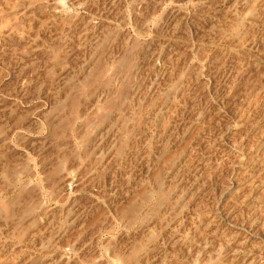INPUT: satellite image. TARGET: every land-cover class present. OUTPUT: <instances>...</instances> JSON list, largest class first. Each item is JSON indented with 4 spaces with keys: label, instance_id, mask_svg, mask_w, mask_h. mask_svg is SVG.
Returning a JSON list of instances; mask_svg holds the SVG:
<instances>
[{
    "label": "rangeland",
    "instance_id": "obj_1",
    "mask_svg": "<svg viewBox=\"0 0 264 264\" xmlns=\"http://www.w3.org/2000/svg\"><path fill=\"white\" fill-rule=\"evenodd\" d=\"M96 1L98 3L97 6H96V3H94L93 4L94 6L92 7L94 9V11H91L92 8H91V10H89L88 8L85 9L82 6H75L73 11H74L75 15L82 17L81 22H84V21L88 20L89 18L95 16V13L97 15L100 14L102 16H105L104 17V20H105L104 23H102L100 25V28L101 27L102 28L99 29L98 30L99 32L97 33L98 35L100 32L103 34L100 33L101 37H100V35L96 36V40L98 38L97 41L95 39L93 40V43H95V44H93L92 51L95 55L97 54L95 56L96 58H99L103 54L102 58H100L101 60H105V58L107 56L106 62L108 61L109 63L108 62L106 63V67H105L103 72L106 71V68L107 69L109 68L110 71L107 70V73L106 72L103 73L102 76L104 74H106V75H104V77H105V76L113 75L115 73L114 76L115 75L120 76L121 79L119 77H117V78L115 77L114 79H118V80H114V82L118 83L119 80L120 81L122 80L121 83H123V81H124V83H126V82L128 83L130 81L133 82L134 85L132 84V82L129 83V86L127 85L128 87H130L129 90L127 87V90H128L127 93L128 94L130 93L129 95L128 94L127 95L131 96L133 94V96L137 99L133 98V96H131V97L136 102H133L132 98L129 97V98H131V99H129L128 96L126 95L127 97L122 99L123 101H121L120 103L122 104L125 101L124 102L125 106L124 105H122V106L126 107V104H128L127 107H129V105H132L134 108H132V106H130L131 111L135 110V109H139L138 110L139 114H142V117L145 116L143 118L141 116L139 117L140 121H141L139 126H141L142 128L139 127L138 130L135 131L136 137L139 135L140 136L143 135L145 137V140L144 141H138L137 138L134 136L135 135L134 133L128 134V136L126 135L127 137H124L125 135H122V138L124 137L128 140V141H126L127 143L128 142L131 143V144L125 143V146H129L130 148L127 147L128 148L127 150H126V147L124 148L126 150V151L124 150V153H122L124 156H122V154L121 155H115V153L113 156V153H112L111 154L112 157H114L115 160L116 161L118 160V161L113 162L114 159L112 157H110L111 156L110 155L109 156L110 160H109V158L107 160L109 162L111 161L112 163L110 162V163H108L109 165H103V166L98 164L100 166V169L98 168L99 166L97 165V163L93 160L94 157L90 156V155H92L90 153L92 151L91 149L94 148L92 145H91V147L89 145L88 153L86 152L84 155L79 156V157L76 156V154L72 150L73 149L72 147H74L73 144L75 142L78 143V144L75 143V145H79L80 142L82 143V141L84 140L83 137L84 138L86 137V139H87V131L85 129L86 126L83 123V121L85 122L86 118L88 119L92 115V112L94 111L95 107H98V108H96L98 110L101 109L99 107L100 104L98 105L97 102L96 103L91 102L92 103L91 104V103H88L86 101L87 100L86 98L89 99L90 93H88V94L86 93L82 97V99L84 100L83 104L84 105L87 104V105H85V110L83 111L84 115L81 114L83 117L79 116L80 119L79 118L77 119V121L75 123L76 126H74V129L69 133H68V131H65L67 133L64 132V133H58L56 135H54V134L52 135V133H50V131H48L49 128L47 125H45V121L48 118L51 120V117L55 113V111H58V110H54V108H55L54 106H56L55 103L57 101H63L64 97H66V95L70 91L74 92L76 89H73V87H72V89L69 88V91L67 89L66 94L65 95L63 94L64 95V97H63L62 94L60 93L61 91L59 89H57L56 86H53L51 83L49 84L48 82H52L51 81L52 79H54L55 77L60 75L61 72L58 70H61L63 67L65 68L66 66H67L66 69H68V67L71 66V67H69V70H67L68 72H67L66 78H65L66 81H68L70 79L69 81H71V82H73V81L78 82L80 80V77L81 78L83 77V74L81 73V63L78 60H76L77 61L76 62L72 59L73 62H71L72 61L71 59H66L69 62L64 61L63 64H65V65L63 66V64H62L63 67L60 66L58 63H55V61L53 60L54 59L53 57H56L55 58L56 60L60 59L59 56H57V54L61 56L62 53L66 52L67 50H66V46H63L62 44H60L59 41H53L52 37H55L57 35L58 36L62 35L60 37H64L67 40L69 37H71V35H76V34L71 31V29H72L71 25H70L71 23L68 24V22L66 23L61 18L50 15L51 13H43L42 15L40 14L41 16L38 15L39 17L37 16V18H36L37 20L34 21V27H31L29 24L26 25L27 26L26 31H28L29 34H31V35H29V38L32 36L33 37L36 36L38 33V36H39L38 44H39V46H43L44 51H45V49L48 50L49 46H51L52 44L58 45L57 47L59 48V50H58V53L56 55H54V56L52 55L53 57H51L50 55L47 56V54H45V55L43 54L44 55V56L42 55L43 58H38L39 56H37L36 58L35 57L31 58V60L29 59V62H31L32 59H33V61L35 60V62H38V61L40 62L42 60L40 63H38L37 67H35L36 72L34 71V73H36L38 75L34 74L33 72H31L33 75H31L30 72H28L29 74L27 73L28 74L27 76H30L33 78L36 76L37 81H38L36 86L38 85V87H40L41 90L43 89L42 91H40V89L38 87H36L37 91L35 94L39 93V91H40V93L38 94L39 95L38 97H37V95H33V96L23 98L20 95L16 94L15 93V90H16L15 84L14 83L12 84V81L10 80V75L7 74L8 68L6 69L5 66L0 65V72H1L0 75L1 76L3 75V77L5 76L4 78L0 76L1 77L0 78V82H1L0 83V103H2L6 107H7V105H8V107L17 106L18 112L20 113L19 114L17 112V114H15L16 116L13 115V117L9 119L12 122H10L9 120L0 119V121H1L0 124L1 123L3 124V122H4V124L5 123L8 124V125L5 124L6 126H8V127H6L7 129H5V127H2L5 125L1 126L3 128L2 131L0 128V137H1L0 138V144H1L0 148H2L4 145L6 147H8L7 157H9L8 159L10 162V165H9L10 168L9 167L8 168L3 167L2 169L0 168V175H1L0 176V188L3 186L0 189V203L2 202L1 204H3L5 202L8 205V202H6V201H8V200L10 201V199H12L13 195L18 191L19 186L21 188V186H24L26 184V182L28 183V185H26V187H25L26 189L25 190L23 189V191H26V192L29 191L33 197H36L38 199V205L36 207H34V210L32 211L35 214V216L37 215L35 212H38V217L36 216V218H38V219L35 221V223H33V222L31 223V220L28 218V216H27V218H28L27 219L25 217V214H23V215H18V214L16 215L15 214L16 215L15 217H13L14 214L13 215L10 214L11 216L8 215L7 218H5V219H8V217L10 216L8 220H5L4 217L1 215V217H0V232H1L0 233V235H1L0 236L1 237L0 238V258H1L0 261H2V264L3 263L4 264L5 263H7V264H16V263L17 264H24V263L28 264L30 261L31 262L29 264H34V263L35 264H51V263L52 264H61V262H59L60 257L57 258L59 256V254L60 255L63 254V256H62L63 258L68 257L69 254L71 256V254H72L69 247L63 245L64 244V242H63L64 238L67 239L68 234L63 236L62 243L56 242L58 245L56 243L52 244L53 242L51 241V237L58 230L63 229L62 227H64V224L66 223L65 220L70 215L69 212H72L73 209L75 210V208L79 207L80 210L86 208L88 210V212L90 211L89 212L90 216L88 215L86 217V220L84 221V227L92 226V224L97 223L96 228H95V233H94L95 234L94 240L96 239V241H93V243L91 244L92 245V250H91L92 252L88 253V255H86L85 257L83 256L80 264H87V263H90V264L91 263L92 264L93 263L94 264H116V263L117 264H123L124 261H121V259L125 260L124 264H126V255H128L129 252L131 253L133 251V247L135 248L140 243H144L143 244L144 246L142 244H140L141 249L140 250L138 249L139 253L138 252L136 253V259L134 260V262L132 261L131 264H143V263L146 264V260H145L146 258H143L142 255H144V257H145L144 252H148V251H146V249L148 248L150 250V247L155 244V243H153V240H150V238L148 236L149 232H150V234L155 232L156 234L154 233V236H156V239L163 238V236L166 237L167 233L172 234V235L175 234L174 236L177 239L176 240L174 237L172 240L174 242L171 241L169 244H167L163 248L160 247L161 251H160L159 255H156V257H153L151 260V261H153V263L155 262L154 264H264V228L260 227V225L258 226L260 219L264 220V75H263L264 69L262 71V69H260V68L250 67L251 72L249 71L250 74L247 78L248 80H245L243 83L236 84V86L239 85L242 88V89H240V93H241V90H243V89L244 90L241 93L242 95L240 94L239 99L240 98L241 99L237 103L238 105L236 106V108L234 110H232V112H231V110L227 111L225 108H223L221 106L219 109V107L214 103L215 102V98H213L214 96L211 95V92H208L209 91L208 88L205 89V87H207L209 85V81H210V70H209L210 66H209V64L214 59L219 58V56H222L223 54H233V53L235 54V56L237 54H240V55H237V58L235 61L232 60L233 61L232 65L235 64L234 66H232L233 72L236 71V73L239 72L237 70L242 71V69H244V68L246 69L252 63L254 64L258 61L257 58L259 57L260 52H258L257 50H254V49L249 50L247 48V45H248L250 40H259L261 38V30H260L261 26L258 23H257L258 24L257 25L254 23L251 24V23H246V22H248L249 20H254V22H256L258 20L260 21V19H262L264 21V19H263L264 14H262L260 16V14L258 13L261 11V8H264V0H256V1L255 0H229L228 3H226L227 7H223L222 9H220L219 13L212 11L211 8H205L206 10H204V11H206L205 12L206 14H204L203 11H202L203 13L201 12L202 15L204 14L203 15L204 17H210L211 16L210 18H212V20H213V18H215V17H213L214 16L213 13H215V16H217L213 20L214 22L212 21L210 23L211 25L209 24L210 27L206 26L202 29L203 33L206 34V32H208L207 33L208 37H207V40L205 41L207 51L205 53L203 52V54L200 56L199 55L196 56L195 54L188 55L187 59L182 63H179V62L173 63L174 64L173 67L175 69H173L174 71H173L172 75L170 76L171 78L168 81L169 83L168 82L166 84L164 83V85L160 86V88H158V90L155 91L154 94L152 93V95H146L143 97L137 95L138 94L137 92L140 90V89H138L139 82H140V79L142 78V76L144 75V73L147 71L146 70L148 68L147 64L151 65V60H150V62H147L149 57H150L149 54H151V52L154 51L158 47L156 43H154V45L156 44L155 46L153 45V40L151 41V39H153L155 37L157 38L159 36V34H158L159 29L161 31L160 32L161 36H162V34L165 35L164 33H166V32H164L163 28H162L163 30L161 29L160 26H159V29H158V26H155L156 18H159V16L162 14V12L166 8V6H165V4L159 6L157 4V0L155 2L152 0L151 4H149L148 7L144 6V3H142V2H144L143 0H142V2L140 0H121V1L116 0V2L115 1L113 2L116 5L115 4L113 5V3L109 4V7L111 8V10H114L113 13H112V11H110L109 15H107L108 14L107 9L109 7L108 6L106 7V5H108L107 3H110V0H108V1L103 0V2H102V0H96ZM136 1H137V6L142 5L140 10L137 9ZM233 1H235V5L233 4L234 3ZM138 3H140V4H138ZM133 4H135L134 5L135 10H134V7H132ZM228 4H229V6H228ZM152 5L154 7H151ZM257 7L259 9H257ZM102 9L104 12L102 11ZM132 9L134 10V13L132 12L133 11ZM145 9L147 10V13H146ZM207 9H209V10H207ZM105 10H106V12H105ZM136 11H138V12H136ZM93 12H95V13H93ZM142 12H144L146 14H143ZM90 13H93V15H89ZM137 13H139V14L137 15ZM216 13H217V15H216ZM257 13L259 14V16L257 15ZM111 14H113L114 16ZM133 14H134V16H133ZM233 15H234V17H233ZM51 16H52V18H51ZM141 16H143V18ZM135 17H137V19L138 18L139 19L137 20ZM237 17H238V19H237ZM59 19L63 22H61ZM84 19H86V20H84ZM135 20H137V21L135 22ZM241 20H243L244 22L246 20V22L244 23L246 26H244V24L243 25L241 24ZM197 22L200 23V21H197ZM236 22H237V24H236ZM41 23H42V25H41ZM63 23H64V25H63ZM234 23H235V25H234ZM66 24L68 26H66ZM68 27H70L71 29H69ZM245 27H246V29H245ZM27 28H28V30H27ZM29 29H31V30H29ZM103 29H104V31H103ZM48 30H49V32H48ZM63 30H65V31H63ZM67 30H69L68 32H70V34L67 32ZM104 33L107 36H104ZM108 35H109V37H108ZM156 35H158V36H156ZM66 36H69V37L67 38ZM166 36H167V34H166ZM45 39L47 40V42H45L46 41ZM103 39L106 41H104ZM135 41L138 43V45L136 47L139 50H137V49L136 50L139 52L133 51V49L131 47V44H133ZM149 41L152 43H150ZM50 42H52V44ZM208 43H210V44H208ZM28 44L29 43L27 41L26 44L22 45V47L24 46L23 48H25L26 47L25 45L28 46ZM22 47L20 49L18 48L17 51L18 52H20V50L23 51ZM96 47H97V49H96ZM98 47H99V49H98ZM138 47H140V48H138ZM40 49H41V47H40ZM50 49L51 48H49V50ZM111 49H112L113 54L110 52ZM3 50H4V48H2L0 45V52ZM96 50H99V51H96ZM113 50H115V51H113ZM14 51H16V50H14ZM14 51L9 50V53L13 54ZM37 51L38 50H35L34 52L37 53ZM40 52H42V50ZM118 52H120L121 55L125 54L126 52L129 54L133 53V55L135 57L134 62H136L135 63L136 65H133V67L131 68V69H133L132 73H131V69H130V71H127V72L122 71L120 68H119L120 70H118V68H117L118 62L117 61L119 59L117 61H115V59H117V56H119V58H120V54ZM110 53L112 54V56ZM108 55H110V57H108ZM115 55H117V56H115ZM45 56L48 58H46ZM216 56H218V57H216ZM103 57H104V59H103ZM109 60L112 62H110ZM113 60H114V62H113ZM146 62H147V64H146ZM40 64L42 65V67ZM39 65H40V68H42V70L38 67ZM74 65H76V67ZM107 65H109V66H107ZM113 65L115 67H113ZM49 66L50 67L52 66V68H50ZM59 67L60 68L62 67V68L60 69ZM37 68H39V69H37ZM135 68L137 71L135 70ZM72 69L75 71H72ZM50 70L52 71L51 72L52 74L50 73ZM112 70H117V71L115 72ZM37 71L38 72L41 71V72L38 73ZM43 71H44V74H43ZM57 71L60 73H58ZM55 72H57L58 75ZM77 72L78 73L80 72L82 75L78 74ZM53 73H55V74H53ZM116 73L117 74L119 73V74L117 75ZM123 73L125 74V77H124ZM138 73H139V76H138ZM40 75H42V76H40ZM126 75L129 76L128 77L129 79H127ZM136 75L138 76V79H135ZM52 76H53V78H52ZM78 76H79V79H77ZM49 77L52 79H50ZM122 77H123V79H122ZM41 78H43V79H41ZM131 78H134L136 80V82H135V80H132ZM185 79H186V82H185ZM46 81H48V82L46 83ZM180 81H182V87H184L183 90H185V88H186L185 91L190 93V94L195 93V92H197V93H199V92L203 93L204 92L205 94L207 93L206 98L209 97L208 100L212 99L210 101L214 100L212 102V104H214V108H215V106H216V108L218 107L217 109L215 108L216 109L215 111H217L219 113L222 112L221 115L223 118H219L220 121L218 123L216 122L215 124L209 120L205 121L206 123L205 122H202V123L201 122H199V123L194 122V123H192L190 125V128H189L190 133L188 132L187 135L180 141V143H175V144L171 145V147L170 146H169V148L166 147L165 150L162 151V149L160 150V147L158 145L159 143L157 141L158 140L157 137L152 136L153 135L152 133L156 134L155 131L157 132V134L167 133L169 127L172 128L171 122L173 120H170V119L174 118V113H172L173 111L167 112L164 109L160 108L159 100H162L161 97L162 96L164 97L163 94L166 93L165 91H167V89H171L172 86L174 87V85H178V83ZM190 81H192L193 84ZM230 81L227 84L228 88H229V86L235 85V83L237 82V81H235V78L231 79ZM39 82L42 83V84L40 83L42 86L41 85L39 86ZM114 82H113V84H115ZM6 83H8V85ZM106 83L107 82L104 81L105 86L103 85L100 88V90L102 92V96L104 94H107V92H108L107 90H109V89H110L109 90L110 94L103 96V98H101V100H103L105 97H110L112 92H113L112 90H114L113 87L117 86L118 84H121L119 82L118 84H115V86L114 85L112 86V84H110V83H112V81L111 82L109 81L107 83V85H106ZM185 83H187L188 86H186L187 84H185ZM254 86H256L255 89L253 88ZM102 87H103V89H102ZM37 88L39 89V91ZM44 88H46V90L49 88V90L51 92L48 90L46 91ZM188 88H190L191 90H189ZM201 88L203 91L201 90ZM105 89H106V92H105ZM44 90L46 93L44 92ZM55 90H56V92H55ZM102 90H104V92ZM136 90H137V92H136ZM193 90L195 92H193ZM199 90H201V91H199ZM47 92H48L49 96H47ZM53 92L56 94H54ZM52 94H54V96H51ZM41 95L44 97L41 98L42 97ZM18 96H19V98H18ZM55 96L59 100L58 99L56 100ZM113 96H115V93H113L112 97ZM30 97H32V98H30ZM35 97H37V98H35ZM51 97H53V98H51ZM139 98H141V99H139ZM143 98H144L145 103L143 102ZM44 99H46V101ZM61 99H63V100H61ZM54 100H55V103H54ZM137 100L139 103L137 102ZM141 100H142V102H140ZM146 103L148 104V106L150 104H155L153 106L150 105L152 108L153 107L154 108L152 109L151 107H146L147 106ZM141 104L143 106L146 105L145 108L143 106H141ZM91 105H92V107H90ZM135 105H137L136 106L137 108L135 107ZM86 106L88 109L86 108ZM139 106L141 108H138ZM127 107H126V111H127V113L129 112L128 113L129 115H128V119L126 121H124V123H125V126H129V128H130L131 127L130 125H133L132 123H135V121H136V119H134V118H137L139 116V114L137 113V110L133 111V113L131 111H128V110H130V108H127ZM150 108H151V110L149 111ZM141 111L143 113H140ZM152 111H153V113H151ZM169 112H170V115H168ZM147 113L150 115V117H148L149 115ZM171 113L173 115H171ZM230 113H234L235 115L230 114ZM133 114H137L138 116L136 117V115H135V117H134ZM144 114H146L147 116ZM161 114H162V116H160ZM17 115H19V116H17ZM231 115H233L234 117ZM169 116L171 117L170 119H169ZM252 116H253V118H251ZM130 117H131V119H130ZM147 117H148V119H147ZM165 117H167V118H165ZM14 118H16V119L19 118L20 120H18V121H20L21 124L25 128L22 126V128L18 127L14 130L13 126L15 125L16 122H18ZM162 118L164 119V121ZM240 118L245 119L243 123H242L243 119H240ZM12 119L16 122H14ZM157 119L158 120L160 119L159 120L160 123L159 122L157 123ZM8 121L10 123H8ZM128 121H129V125H127ZM130 121L131 122L134 121V122L131 123ZM247 122H248V124H247ZM250 122H251V124H250ZM253 122L257 126L255 124H252ZM78 123H81V125L80 124L78 125ZM124 123L120 124V127L118 125V128L116 126V129L123 130L122 125H124ZM155 124H156V126H155ZM168 124H171V125H168ZM244 124H246V125H244ZM11 125H12V127H11ZM253 125H255V126H253ZM160 126H162V127L160 128ZM165 126L166 127L168 126V127L166 128ZM9 127L11 128V130H9L10 129ZM106 127H108V126H105L102 129L104 133L106 132V129H108ZM155 127L157 129H155ZM160 129H161V131H159ZM91 130H93V129H91ZM118 130L116 132L117 136L115 135L116 136L115 139L120 142L121 141L120 139H122L121 138L122 132L118 131ZM152 130H153V132H152ZM5 131H7V132H5ZM138 131H140V132H138ZM103 132L101 131V133H103ZM142 132H143V134L141 135ZM78 133H81V134H78ZM83 133H86V134H83ZM63 134L66 136H64ZM118 134H119V137H118ZM62 135L65 138H67V137L68 138L65 140L62 138L63 137ZM76 135H77V137H75ZM130 135H131V137H130ZM213 135L216 137H214ZM4 136L6 139L4 138ZM70 136H72V137H70ZM115 136H113V137H115ZM129 137L132 138V140L129 139ZM60 138H62L61 142L59 141ZM91 138H92V136L89 137V139H91ZM2 139H4V140L1 141ZM48 140H50V141H48ZM56 140L58 142H55ZM134 140L137 142L135 143ZM202 141L205 143H203ZM47 142L49 145L47 144ZM65 142H67V143H65ZM139 142H141V143H139ZM148 142H150V145ZM55 143H57V144L55 145ZM133 143H135L136 145ZM138 143L141 145H139ZM58 144H61L60 145L61 150H60V147ZM203 144H205V145H203ZM50 145H52V146H50ZM130 145H132L136 148H134ZM147 145H149V146H147ZM49 146H50V148L52 147L51 150H50ZM55 146L56 147L58 146V147L56 148ZM46 148H48L49 150ZM82 148L83 147H81V149ZM131 148H132V150H131ZM140 148H142L143 150L145 149L144 150L145 154H143V155L146 157H144L143 160H144V162L148 163L146 165V167H148V168H145V167L143 168L139 164L137 165L135 160L133 161V159L130 156L132 151H134L136 149L138 150ZM147 148H148V151H146ZM37 149H38V151H37ZM180 149L183 152L182 151L180 152ZM66 150H67V152H66ZM68 150H70V151H68ZM128 150H129V152H128ZM130 150H131V152H130ZM57 151H59L58 153L60 155L63 154L64 151L66 152L65 153L66 155L69 153V155H67V157H66L67 163L69 162L68 165L70 166V168L72 167L74 169V171H73V169H70L69 172H71V174L75 173V175L77 176V177L75 176L76 178H74V180L71 182L70 185H67V186L65 185L64 187L60 186L59 182H57V181H60V179L58 180V177H56V175H53L50 173V171L52 169V165L57 160V159L55 160V156H57V158L60 156L59 154H57ZM48 152H51L53 155L51 153H48ZM203 153H205V155H208V156H206L207 158L202 157L201 154H203ZM86 154H87V156H86ZM199 155L204 159V161H206L205 165L207 164L205 166L202 163L203 173L205 175H206V173L207 174L211 173L213 175H217L219 173L218 176L221 179L223 178L221 181L223 183V185L221 186L220 189H216L213 193H211L209 190L205 189L204 192L202 191L203 195H200L197 199H195L193 201L190 200L191 203H190V201L189 202H185V201L183 202L182 201L183 203L180 202L179 201L180 200V193H177L171 199V202L166 207V210L164 211V209H163V212H162L163 214L160 213L159 215L152 214L153 211L150 209L151 208L150 206H152L153 203H152V201H150L148 199L147 200L143 199V201L145 203L142 201L143 204L142 203H141V205L139 204L140 210L139 211L137 210V211L138 212L141 211V212L137 213V216L135 217L137 220L136 219L135 220L130 219L128 216H126L123 213L122 207H125V205L128 203V200L130 201L131 197H132L131 201L135 200L138 203L141 202L140 201L141 200V198H140L141 197V191L148 190V188L150 186L149 184H153V181H155V178H154L155 174L157 173V171L159 169L162 168V166L164 165L163 162H165L166 159L169 158L172 160H170V162L168 164H166L167 166H165V167L163 166L164 168H163V170L161 169L160 176L161 177L163 176L162 179L164 181V184L166 186L172 188L173 186H175L176 181H179L180 173H182V171L187 168L186 165L191 166L194 163L196 164L197 161L198 162L201 161L199 158L200 157ZM89 156L91 157L90 159H89ZM52 158H54V159H52ZM146 158H147V160H146ZM174 159L176 161L180 162V163H178L180 166L177 165L176 168L179 167L178 169H180V167H181V169H180L181 171L180 170L177 171L178 169H176V168L170 169V167L173 166V164L171 165L170 163H173ZM195 159H197V160L195 161ZM70 160H71V162H70ZM122 160H125V161H122ZM151 160H153V161L151 162ZM94 162L96 163L95 165H94ZM226 162L229 164H227ZM89 163H91V164L93 163V166L91 164L89 165ZM12 164H14V165H12ZM112 164H113V166H112ZM115 164H117V165H115ZM118 164H120V165H118ZM101 166H102V168H101ZM108 166L110 167V169ZM111 166L114 168L116 167V168L114 169ZM118 166H119V168H118ZM134 166H136V167H134ZM97 168L100 171H97L98 170ZM120 168H122V169H120ZM132 168L137 170V174H138L137 178H139V179H136V181L137 182L139 181V182L137 183L135 181V183H136L135 186H134L135 183H133L131 180L134 177V176H132L133 173L130 172L133 170ZM138 168H139V170H138ZM45 169H46V171H45ZM123 169L125 171V172L123 171L124 174H122ZM128 169H129V171H128ZM230 169H231V171H230ZM175 170L177 172H175ZM95 171H97V173ZM172 171H174V172H172ZM223 171H225V173ZM112 172L115 175L110 174ZM115 172H118V173H115ZM3 175L5 178L3 177ZM95 175L97 177H95ZM54 176L57 178V180ZM103 176H105V177H103ZM176 176H177V178L178 177L179 178L177 179ZM101 177L102 178H108L106 180V183L108 184L109 182H111V184L114 185L113 191H112L113 193L110 192V193H112L111 195H113L112 197H111V195H109L110 193L106 192L104 189L100 190L101 192L103 191L104 193L103 192L102 193H100V192L96 193V191L91 190V187L89 186L91 184V180L95 179V178L100 179ZM140 177H141V179H140ZM117 178L121 179V180H118V182H117ZM109 179H111V180H109ZM18 180H19V182H17ZM115 180H116V182L114 183ZM140 181H141V183H140ZM230 181H232V182H230ZM129 182H130V184L133 183L134 188H133V186L132 187L128 186L129 187V190H128V187L126 185H128ZM5 184H6V186H4ZM55 186H56V188H57V186H60V191L57 190V189H59V187L57 189H55ZM118 186L120 187L119 189H118ZM106 188L107 187H105V189ZM30 189H31V191H30ZM120 189H121V192L124 193L123 194L124 198L126 197L125 199H122L123 201L125 200L127 202L126 203L124 201L126 204H123L124 202L120 200L121 198L120 199L117 198L114 200V196H116V193ZM134 189H136V190H134ZM55 190H57V191H55ZM114 190H116V191H114ZM93 192H95V193H93ZM127 193H128V195H127ZM102 194H103V197H102ZM129 194H131V195H129ZM98 195H100V196H98ZM117 195L122 196V194H117ZM138 196L140 199L138 198ZM102 198H104L105 200ZM175 198H178V200ZM173 199L175 201L174 204L172 203ZM107 201H109V202H107ZM112 201L115 203H113ZM178 203L181 206L180 205L178 206ZM149 204H150V206H149ZM14 207L18 208L16 205ZM169 208H172V209H169ZM146 210H148V211H146ZM170 210L174 211V212H171ZM120 211H121V213H120ZM150 213H151V215H150ZM0 214H2V212ZM180 214H182V216H180ZM17 216L18 217L20 216V217L16 218ZM138 216L142 219V221ZM156 216H158L159 218ZM2 217L4 220L2 219ZM99 217L101 218V220ZM102 217H104V220ZM124 217H127L128 219L124 218ZM21 218H23L24 220ZM105 218H107V219H105ZM26 219H27V221H25ZM42 219H44V220H42ZM93 219L95 220L94 222H93ZM18 220H19V222H18ZM38 220L41 221V224H39L37 226V229H36V227H33L34 226L33 224L36 225L37 224L36 222ZM44 221H45V223H44ZM20 222L21 223L23 222L22 224H24L25 227L23 225H21ZM176 222H179L180 224H177ZM250 222H253L252 224L257 223L256 224L257 226L252 225ZM42 223H44V224H42ZM48 223H49V225H48ZM165 223H166V225H165L166 227L163 228L162 226H164ZM175 223L177 224V226H175L176 225ZM14 224L17 225L18 230L20 228V226L18 224H20L21 227L23 226L22 230H19L21 232L23 231V229L28 228L27 229L28 231L27 230L23 231V232H25V234L28 232L26 234L28 239H26V236L24 234V239H25V240L23 239L24 242L23 241L21 242L20 240L18 241V238L16 237L17 236L16 231H18V230L16 228V225H14ZM29 224L32 225V227ZM28 226H30V227H28ZM45 226H46V228H45ZM99 226H101V227H99ZM39 227H41V228H39ZM161 227L164 230L162 229V231H161ZM174 227H175V229H174ZM29 228H30V230H29ZM34 228H35V230H34ZM38 228H39V230H38ZM43 228H44V230H43ZM56 228H57V230H56ZM165 229L167 230V232H165L166 231ZM49 230H51V231H49ZM21 232L18 233V235L21 234ZM47 232H49V233L47 234ZM36 233H37V235H36ZM14 234H15V236H14ZM40 234H42V235H40ZM2 235L4 236V238ZM39 236H41L40 237L41 242L37 243V238H39ZM42 236L43 237L45 236L46 238L45 237L43 238ZM146 237L149 239V241L147 240ZM42 238L47 239V240L49 239V242H45L44 240H42ZM207 238L212 239L213 243L216 244V246L218 244H220L218 246L219 247L221 246V247L217 250V253L216 252L212 253L214 256L211 254L207 257L205 256V257L198 258L196 256L197 253H195L196 250L198 249L197 243H199L200 241H203ZM34 239H36L35 242H34ZM156 239H155V241H156ZM198 239H199V241H198ZM146 240L150 243H148ZM43 242H45V243H43ZM20 243H21V245H20ZM40 243H43V244L41 245ZM145 243H147V244H145ZM151 243H153V244H151ZM10 244L13 246H11ZM93 244H94V247H93ZM146 245H147V247H146ZM18 247L21 249H19ZM117 247L120 249L119 251H118ZM121 247H123L122 250H121ZM233 247H234V249L238 248L240 250H238V249L234 250V249H232ZM114 248L116 251L114 250ZM190 248H191V251H189ZM17 249H18V251H17ZM24 252H25V254H23ZM113 252L115 255L117 254L116 255L117 257L113 254ZM116 252H120L119 254L122 257L124 256L123 254H126L124 256L125 258L124 257L121 258V256L119 257L118 253H116ZM237 253H238V255H237ZM55 254H56V256H55ZM89 254H92V255H89ZM111 254H112V256H111ZM25 255H27L28 257H26ZM22 256H24V257H22ZM212 257H213V259H212ZM26 258H28V259L26 260ZM53 259H55V260H53ZM137 259H138V261H137ZM158 259H161V260H158ZM82 260H84V261L86 260V261L84 262ZM119 260H120V262H119ZM23 261H24V263H23ZM32 261L33 262L35 261V262L32 263ZM54 261L55 262L58 261V262L55 263ZM0 264H1V262H0Z\"/></svg>",
    "mask_w": 264,
    "mask_h": 264
},
{
    "label": "bare ground",
    "instance_id": "obj_2",
    "mask_svg": "<svg viewBox=\"0 0 264 264\" xmlns=\"http://www.w3.org/2000/svg\"><path fill=\"white\" fill-rule=\"evenodd\" d=\"M108 1V0H107ZM116 2V0H110V3H107L108 5H106V7L108 6L109 7V4H112L113 2ZM121 1V0H120ZM141 2H142V0H140ZM144 2H142V3H144V6H149V4H151V1L152 0H143ZM154 2L156 1V0H153ZM228 1L229 0H157V4L160 6V5H163V4H165V6H166V8L163 10V12H162V14L159 16V18H156V22H155V26H158V29H159V26L161 27V29L163 28L164 29V32H166V33H164L165 35H163L162 34V36H161V34H160V29H159V36L158 35H156V36H158L156 39L155 38H153V39H151V41L153 40V45H154V43H156L157 44V46L159 47H157L154 51H152L151 52V54H149L150 55V57H149V59H148V61L147 62H150V60H151V65H149V64H147V62H146V64H147V66H148V68L146 69L147 71L144 73V75L142 76V78L140 79V82H139V86H138V89H140L138 92H137V90H136V92L138 93L137 95L138 96H146V95H152V93L154 94V92L155 91H157L158 90V88H160V86H162V85H164V83L166 84L168 81H169V79L171 78L170 76L172 75V73H173V69H175L174 67H173V63H176V62H179V63H182V62H184L186 59H187V56L188 55H191V54H195L196 56L197 55H202L203 54V52L205 53L207 50V48H206V44H205V41L207 40V33L208 32H206V34L205 33H203V28L204 27H206V26H209V24L217 17V16H215V13H213L214 14V16L213 17H215V18H213V20H212V18H210V17H204L203 15L204 14H206L205 12L206 11H204V10H206L205 8H211L212 9V11H214V12H217V13H219L220 12V9H222L223 7H227V4L226 3H228ZM256 1V0H255ZM102 2H103V0H102ZM118 2V1H117ZM232 2V1H231ZM234 3V5H235V1H233ZM94 3H96V6H97V1L96 0H0V45H1V47L2 48H4V50L3 51H1L0 52V65H3V66H5V68L7 69V74H9L10 75V80L12 81V84L14 83L15 84V87H16V90H15V93L16 94H18V95H20L21 97H29V96H33V95H37V97L39 96L38 94L40 93V91H42L41 90V88L40 87H38V85L36 86V84L38 83V81H37V78H36V76L33 78V77H30V76H27L29 73L28 72H33L34 73V71H35V67H37V65H38V63H40L38 60V62H35V60L33 61V59H32V61L34 62H29V59L31 60V58H36L37 56H39L38 58H43V56L45 55V54H47V56L48 55H50L51 57H53L54 55H56L57 53H58V50H59V48L57 47L58 45H53L52 44V42H50L51 44V46H49V48H51L50 50H49V48H48V50H46L45 49V51L43 50V46H39V44H38V41H39V36H38V33H37V35L36 36H32V37H30L29 38V35H31V34H29V32L28 31H26V25H30L31 27H34V21H36L37 19V16L38 15H42L43 13H51L50 15H53V16H56V17H59V18H61L63 21H65L66 23L68 22V24H70L71 25V28L70 27H68L69 29H71V31L73 32V33H75L76 35H71V37H69V36H66L68 39L66 40L64 37H60V36H62V35H60V36H55V37H52V40L53 41H59V43L60 44H62L63 46H66V52H64V53H62V55L60 56V55H58L57 54V56H59V58L60 59H55L56 57H53L54 59V61H55V63H58L60 66H62V64H63V62L64 61H67V62H69L68 60H66V59H73L74 61H76V60H78L80 63H81V73L83 74V77L81 78L80 77V80L78 81V82H76V81H73V82H71V81H66L65 80V78H66V74H67V70H69V67H71V66H69L68 67V69H66V67L64 68L63 66L65 65V64H63V68L61 69L60 67V69L61 70H58L57 68V70L58 71H60V72H58V73H60V75H58V73L57 72H55L58 76L57 77H55L54 79H52L53 78V76H52V78H50V79H52L51 81L52 82H48V81H46V83L48 82L49 84L51 83L53 86H56L57 87V89H59L60 91V93L62 94V96L64 97V95L66 94V90L68 89V91H69V88H71L72 89V87H73V89H76L74 92H69L67 95H66V97H64V100L63 99H61V100H63V101H57L56 103H55V100H54V103H55V105L56 106H54L55 108H54V110H58V111H55V113L52 115V117H51V120L48 118L46 121H45V125H47L48 126V131H50V133H52V135L54 134V135H56V134H58V133H64L65 131H68V133L69 132H71L73 129H74V126H76L75 125V123H76V121H77V119L79 118V116H82L81 114H83L84 115V113H83V111L85 110V105H87V104H83L84 102V100L82 99V97L87 93H90L89 94V99L88 98H86L87 100V102L88 103H91V102H97L98 103V105H99V107L101 108H99L100 110H98V109H96V108H98V107H95V109H94V111L92 112V115L87 119L86 118V121L84 122L83 121V123L85 124V126H86V131H87V139H86V137L84 138L83 137V141H82V143L80 142L79 143V145H75V143L73 144L74 145V147H70L73 151H74V153L76 154V156H82V155H84L86 152L88 153V151H89V145H90V147H91V145L94 147H92L93 149H91L92 151L90 152L92 155H90V156H93L94 158H93V160L97 163V165L98 164H100V165H109L108 163H110L107 159L109 158V156L113 153V156H114V153H115V155H121L122 153H124V148L126 147V150L128 149V148H130L129 146H125V143H127L126 141H128L126 138H124V137H127L128 136V134H135V131H137L138 130V128L139 127H141V126H139V124L141 123V121H140V116L142 117V114H139V109H135V110H137V113L139 114V116L137 115V114H133V116L135 117V115H136V117L137 118H134V119H136V121H135V123H132V122H134V121H130L133 125H130L131 127L129 128V126H125V123H124V121H126L127 119H128V113H127V111H126V107H127V105L128 104H126V107H124L125 106V101L121 104L120 102L121 101H123L122 99H124V98H126L129 94L127 93L128 92V90H129V88L130 87H128L129 86V83L130 82H132V81H130V82H126V83H124V81H123V83H121V81L119 80V82L121 83V84H118V83H116V82H114V80H118V79H114L115 77L117 78V77H119L120 78V76H114V74L113 75H109V76H105L104 77V75H106V74H104L103 76H102V74L103 73H107V70H109V68L107 69L106 68V71L105 72H103L104 71V69H105V67H106V63L108 62H106V59H107V56H106V58H105V60H101L100 58H102V55L99 57V58H96L95 56L97 55H95L94 53H93V51H92V48H93V44H95V43H93V40L95 39L96 40V36H99L100 35V33H99V35L97 34L99 31V29H101L100 28V25L102 24V23H104V17L105 16H102V15H97L95 12H93V13H95V16H93V17H91V18H89L88 20H86V19H84V20H86V21H84V22H81V20H82V17H80V16H77V15H75V13H74V11H73V9L75 8V6H82L83 8H85V9H89V10H91V8L94 6L93 4ZM237 3V2H236ZM115 3H113V5H114ZM138 4H140V3H138ZM116 5V4H115ZM135 4H133L132 5V7H134V10H135V6H134ZM156 5V4H155ZM99 6V5H98ZM105 6V5H104ZM103 6V7H104ZM136 6H137V1H136ZM141 6L142 5H138L137 6V9H139L140 10V8H141ZM228 6H229V4H228ZM151 7H154L153 5L151 6ZM261 7V6H260ZM263 7V6H262ZM99 8V7H98ZM101 8V7H100ZM105 8V7H104ZM97 9V8H96ZM113 9V8H112ZM118 9V8H117ZM229 9V8H228ZM257 9H259L258 7H257ZM133 10V9H132ZM134 10L132 11L133 13H134ZM146 10V9H145ZM207 10H209V9H207ZM225 10V9H224ZM256 10V9H255ZM91 11H94V9L92 8V10ZM102 11H103V9H102ZM110 11H112V13H113V11L114 10H111V8L109 7L108 9H107V15H109V12ZM117 11V10H116ZM142 11V10H141ZM204 12V14L202 15V13ZM231 11V10H230ZM249 11V10H248ZM258 11V10H257ZM90 12V11H89ZM104 12V11H103ZM105 12H106V10H105ZM136 12H138V11H136ZM202 12V13H201ZM254 12V11H253ZM93 13H90L89 15H93ZM140 13V12H139ZM139 13H137V15L139 14ZM143 14H146L147 13V10H146V13H144V12H142ZM141 13V14H142ZM209 13V12H208ZM217 13H216V15H217ZM250 13V12H249ZM259 14H260V16L262 15V14H264V8H261V11L260 12H258ZM257 13V15L259 16V14ZM149 14V13H148ZM147 14V15H148ZM253 14V13H252ZM40 15V16H41ZM111 15H113V14H111ZM136 15V14H135ZM208 15V14H207ZM114 16V15H113ZM133 16H134V14H133ZM140 16V15H139ZM244 16V15H243ZM246 16V15H245ZM39 17V16H38ZM90 17V16H89ZM130 17V16H129ZM142 18H143V16H141ZM145 17V16H144ZM167 17V18H166ZM233 17H234V15H233ZM51 18H52V16H51ZM54 18V17H53ZM136 19H137V17H135ZM39 19V18H38ZM57 19V18H56ZM55 19V20H56ZM133 19V18H132ZM139 19V18H138ZM137 19V20H138ZM141 19V18H140ZM237 19H238V17H237ZM263 19H264V17H263ZM60 20V19H59ZM130 20V19H129ZM137 20H135V22L137 21ZM143 20V19H142ZM57 21V20H56ZM61 21V20H60ZM63 21H61V22H63ZM197 21H200V23H198ZM139 22V21H138ZM214 22V21H213ZM245 22H246V20H245ZM243 20H241V24L243 25L244 23H245ZM36 23V22H35ZM246 23H254V24H260V26H261V28H260V30H261V38L259 39V40H250L249 41V43H248V45H247V48L249 49V50H257L258 52H260V55H259V57L257 58L258 59V61L256 62V63H252L250 66H248L246 69L244 68V69H242V71L241 70H237V71H239L238 73H236V71L235 72H233V67L232 66H234V65H232V63H233V61L232 60H236V58H237V55H240V54H237L236 56H235V54L233 53V54H223L222 56H219V58H216V59H214L210 64H209V66H210V68H209V70H210V81H209V85L207 86V87H205V89L206 88H208L209 89V91L208 92H211V95H213L212 97L213 98H215V104L219 107V109H220V106L221 107H223V108H225L227 111H230L231 110V112H232V110H234L235 108H236V106L238 105L237 103L240 101V99H239V97H240V94L242 93V91L244 90H241V93H240V89H242L239 85H237L236 86V84H238V83H243L245 80H248L247 78H248V76H249V74H250V67H256V68H260V69H262V71H263V69H264V21L262 20V19H260V21L258 20V21H256V22H254V20H249L248 22H246ZM44 24V23H43ZM59 24V23H58ZM236 24H237V22H236ZM257 24V25H258ZM41 25H42V23H41ZM62 25V24H61ZM63 25H64V23H63ZM211 25V24H210ZM234 25H235V23H234ZM36 26V25H35ZM49 26V25H48ZM66 26H68L67 24H66ZM237 26V25H236ZM235 26V27H236ZM244 26H246L245 24H244ZM30 27V28H31ZM210 27V26H209ZM242 27V26H241ZM29 28V27H28ZM28 28H27V30H28ZM40 28V27H39ZM63 28V27H62ZM61 28V29H62ZM66 28V27H65ZM64 28V29H65ZM208 28V27H207ZM257 28V27H256ZM162 29V30H163ZM245 29H246V27H245ZM29 30H31V29H29ZM50 30V29H49ZM49 30H48V32H49ZM33 31V30H32ZM61 31V30H60ZM63 31H65V30H63ZM69 30H67V32H68ZM101 31V30H100ZM103 31H104V29H103ZM207 31V30H206ZM209 31V30H208ZM234 32V31H233ZM35 33V32H34ZM69 34H70V32H68ZM67 34V33H66ZM101 34H103V33H101ZM166 34H167V36H166ZM65 35V34H64ZM103 36V35H102ZM104 36H107V35H105V33H104ZM100 37H101V35H100ZM99 37V38H100ZM108 37H109V35H108ZM244 37V36H243ZM43 38V37H42ZM104 38V37H103ZM235 38V37H234ZM242 38V37H241ZM50 39V38H49ZM46 40V39H45ZM97 40H98V38H97ZM96 40V41H97ZM104 40V39H103ZM102 40V41H103ZM27 41H28V46L27 45H25L26 47V49L25 48H23L22 47V45H24V44H26L27 43ZM51 41V40H50ZM95 41V42H96ZM104 41H106V40H104ZM209 41V40H208ZM207 41V42H208ZM45 42H47V40L45 41ZM150 42V41H149ZM49 43V42H48ZM97 43V42H96ZM150 43H152V42H150ZM155 44V45H156ZM208 44H210V43H208ZM230 44V43H229ZM99 45V44H98ZM102 45V44H101ZM138 45V43L135 41L133 44H131V47H132V49H133V51H137V50H139V49H137V46ZM154 45V46H155ZM246 45V44H245ZM23 48V51H21L20 50V52H18L17 51V49L19 48ZM40 47H41V49H40ZM60 47V46H59ZM136 47V48H135ZM232 47V46H231ZM234 47V46H233ZM138 48H140V47H138ZM210 48V47H209ZM96 49H97V47H96ZM98 49H99V47H98ZM110 49V48H109ZM137 49V50H136ZM9 50H16V51H14V53L12 54V53H9ZM35 50H38L37 51V53H35L34 51ZM42 50V52H40ZM104 50V49H103ZM141 50V49H140ZM213 50V49H212ZM248 50V51H249ZM63 51V50H62ZM96 51H99V50H96ZM109 51V50H108ZM113 51H115V50H113ZM222 51V50H221ZM101 52V51H100ZM99 52V53H100ZM111 53H112V49H111V51H110ZM137 52H139V51H137ZM136 52V53H137ZM209 52V51H208ZM251 52V51H250ZM97 53V52H96ZM108 53V52H107ZM106 53V54H107ZM110 53V54H111ZM116 53V52H115ZM119 54H120V58H119V56H117V55H115V56H117V59H115V61H117L118 59V66H117V68H118V70H122V71H130V69L133 67V65H136L135 63L136 62H134V55H133V53L130 55L129 53H125V54H123V55H121V53L120 52H118ZM214 53V52H213ZM226 53V52H225ZM252 53V52H251ZM11 54V55H10ZM44 54V55H43ZM113 54V53H112ZM112 54H111V56H112ZM118 54V55H119ZM127 54V55H126ZM139 54V53H138ZM137 54V55H138ZM43 55V56H42ZM53 55V56H52ZM140 55V54H139ZM245 55V54H244ZM42 56V57H41ZM105 56V55H104ZM204 56V55H203ZM247 56V55H246ZM252 56V55H251ZM256 56V55H255ZM46 57V56H45ZM108 57H110V55H108ZM138 57V56H137ZM202 57V56H201ZM210 57V56H209ZM216 57H218V56H216ZM46 58H48V57H46ZM96 58V59H95ZM115 58V57H114ZM246 58V57H245ZM103 59H104V57H103ZM146 59V58H145ZM73 60L71 61V62H73ZM111 60V59H110ZM109 60V61H110ZM241 60V59H240ZM244 60V59H243ZM249 60V59H248ZM254 60V59H253ZM53 61V62H54ZM204 61V60H203ZM52 62V63H53ZM70 62V63H71ZM77 62V61H76ZM110 62H112V61H110ZM113 62H114V60H113ZM205 62V61H204ZM245 62V61H244ZM255 62V61H254ZM66 63V62H65ZM69 63V64H70ZM109 63V62H108ZM142 63V62H141ZM209 63V62H208ZM42 64V63H41ZM40 64V65H41ZM54 64V63H53ZM52 64V65H53ZM67 64V63H66ZM74 64V63H73ZM77 64V63H76ZM111 64V63H110ZM114 64V63H113ZM40 65L38 66L39 68H40ZM56 65V64H55ZM54 65V66H55ZM58 65V66H59ZM68 65V64H67ZM141 65V64H140ZM208 65V64H207ZM249 65V64H248ZM75 67H76V65H74ZM107 66H109V65H107ZM111 66V65H110ZM138 66V65H137ZM146 66V67H147ZM41 67H42V65H41ZM50 67V66H49ZM57 67V66H56ZM73 67V66H72ZM113 67H115L114 65H113ZM3 68V67H2ZM39 68H37V69H39ZM47 68V67H46ZM50 68H52V66L50 67ZM54 68V67H53ZM120 68V69H119ZM204 68V67H203ZM41 70H42V68H40ZM44 69V68H43ZM66 69V70H65ZM74 69V68H73ZM72 69V71H75V70H73ZM112 69V68H111ZM52 70V69H51ZM50 70V73L52 72ZM71 70V69H70ZM132 70L133 69H131V73H132ZM135 70H136V68H135ZM134 70V71H135ZM180 70V69H179ZM45 71V70H44ZM44 71H43V74H44ZM47 71V70H46ZM56 71V70H55ZM80 71V70H79ZM110 71V70H109ZM112 71H117V70H112ZM137 71V70H136ZM250 71V72H249ZM36 72V71H35ZM38 72V71H37ZM39 72H41V71H39ZM38 72V73H39ZM120 72V71H119ZM28 73V74H27ZM47 73V72H46ZM55 73H53V74H55ZM72 73V72H71ZM78 73V72H77ZM80 72L78 73V74H81ZM121 73V72H120ZM125 73V72H124ZM123 73V74H124ZM235 73V74H234ZM0 74H1V72H0ZM34 74H36V73H34ZM42 74V75H43ZM52 74V73H51ZM74 74V73H73ZM81 74V75H82ZM111 74V73H110ZM117 74V73H116ZM119 74V73H118ZM117 74V75H118ZM134 74V73H133ZM206 74V73H205ZM252 74V73H251ZM31 75H33L32 73H31ZM36 75H38V74H36ZM42 75H40V76H42ZM77 75V74H76ZM135 75V74H134ZM264 75V74H263ZM1 76V75H0ZM55 76V75H54ZM68 76V75H67ZM75 76V75H74ZM127 76V75H126ZM138 76H139V73H138ZM138 76L136 75L134 78L135 79H138ZM174 76V75H173ZM262 76V75H261ZM1 77H3V75L1 76ZM0 77V78H1ZM5 77V76H4ZM3 77V78H4ZM70 77V76H69ZM68 77V78H69ZM76 77V76H75ZM124 77H125V74H124ZM129 76H127V79H129L128 78ZM181 77V76H180ZM233 77V78H232ZM74 78V77H73ZM134 78H131L132 80H135ZM235 78V81H237L236 83H235V85H233V86H229V88H228V86H227V84H228V82L231 80V79H234ZM41 79H43V78H41ZM77 79H79V76L77 77ZM121 79V78H120ZM122 79H123V77H122ZM130 79V80H131ZM40 80V79H39ZM75 80V79H74ZM177 80V79H176ZM42 81V80H41ZM104 81H106L107 83L110 81H112V83H110V84H112V86L114 85L115 86V84H118L117 86H115V87H113V89L114 90H112L111 92H112V94H111V96L110 97H105L103 100H101V98H103V96H106L107 94H110L109 92V90H107L108 92H107V94H104L103 96H102V92H101V90H100V88H101V86H103L104 85ZM171 81V80H170ZM183 81V80H182ZM182 81H180L179 83H178V85H174V87L172 86V88L171 89H167V91H165L166 93L165 94H163L164 95V97L162 96L161 98H162V100H159V106H160V108H162V109H164L165 111H170V112H172V113H174V118L173 119H170L171 117L169 116V119L170 120H173L171 123H172V125L171 124H168V125H171L172 126V128H170L169 127V129H168V131H167V133H164V134H157V132L155 131V133L156 134H154V133H152L153 135L152 136H156L157 137V141H158V145H159V147H160V150L162 149V151H164L165 150V148L166 147H168L169 148V146L171 147V145H173V144H175V143H180V141L187 135V133L190 131L189 130V128H190V125L192 124V123H194V122H197V123H199V122H205V121H207V120H209V121H211V122H213L214 124L217 122H219L220 120H219V118H223L222 117V115H221V113H219V112H217V111H215L217 108H216V106H215V108H214V104H212V102L214 101H210V100H212V99H210V100H208V98H206V94L203 92V93H201V92H199V93H197V92H195L194 90H193V92H195V93H192V94H190V93H188V92H186L185 90H186V88H185V90H183V88L184 87H182ZM188 81V80H187ZM233 81V80H232ZM10 82V81H9ZM113 82L115 83V84H113ZM135 82H136V80H135ZM172 82V81H171ZM185 82H186V79H185ZM191 83H192V81H190ZM189 82V83H190ZM231 82V81H230ZM259 82V81H258ZM1 83V82H0ZM11 83V82H10ZM41 82H39V86L42 84H40ZM107 83H106V85H107ZM169 83V82H168ZM175 83V82H174ZM207 83V82H206ZM4 84V83H3ZM7 85H8V83H6ZM132 84H133V82H132ZM131 84V85H132ZM137 84V83H136ZM184 84V83H183ZM185 84H187V83H185ZM193 84V83H192ZM44 85V84H43ZM109 85V84H108ZM128 85V86H127ZM134 85V84H133ZM241 85V84H240ZM42 86V85H41ZM51 86V85H50ZM105 86V85H104ZM111 86V87H112ZM136 86V87H137ZM186 86H188V84L186 85ZM185 86V87H186ZM196 86V85H195ZM251 86V85H250ZM14 87V86H13ZM36 87H38L39 89H40V91H39V89H38V91H39V93H37V94H35L36 93ZM47 87V86H46ZM55 87V88H56ZM127 87H128V90H127ZM191 87V86H190ZM243 87V86H242ZM194 88V87H193ZM254 89L256 88V86H254L253 87ZM45 90H46V88H44ZM102 89H103V87H102ZM116 89V90H115ZM135 89V88H134ZM189 90H191L190 88H188ZM251 89V88H250ZM13 90V91H14ZM45 90H44V92H45ZM48 91H50L49 90V88L47 89ZM46 90V91H47ZM54 90V89H53ZM198 90V89H197ZM201 90H202V88H201ZM201 90H199V91H201ZM103 92H104V90H102ZM143 91V92H142ZM203 91V90H202ZM51 92V91H50ZM55 92H56V90H55ZM58 92V91H57ZM105 92H106V89H105ZM134 92V91H133ZM14 93V94H15ZM46 93V92H45ZM54 93V92H53ZM113 93H115V96H113L112 97V95H113ZM132 93V92H131ZM43 94V93H42ZM54 94H56V93H54ZM54 94H52L51 96H54ZM64 94V95H63ZM128 94V95H127ZM209 94V93H208ZM60 95V94H59ZM127 95V96H126ZM135 95V94H134ZM242 95V94H241ZM42 96V95H41ZM47 96H49L48 95V92H47ZM57 96V95H56ZM56 96H55V98H56ZM109 96V95H108ZM131 96H133V94L131 95ZM131 96H128V98L129 97H131ZM136 96V95H135ZM20 97V98H21ZM37 97H35V98H37ZM44 96H42L41 98H43ZM62 97V98H63ZM137 97V96H136ZM155 97V96H154ZM18 98H19V96H18ZM30 98H32V97H30ZM49 98V97H48ZM51 98H53V97H51ZM85 98V97H84ZM132 98V97H131ZM131 98H129V99H131ZM133 98H135L134 96H133ZM133 98H132V100H133ZM211 98V97H210ZM28 99V98H27ZM34 99V98H33ZM58 98H56V100H57ZM135 99H137V98H135ZM139 99H141V98H139ZM159 99V98H158ZM45 101H46V99H44ZM59 100V99H58ZM48 101V100H47ZM51 101V100H50ZM49 101V102H50ZM53 101V100H52ZM128 101V100H127ZM131 101V100H130ZM133 102H136V101H134L133 100ZM137 102H138V100H137ZM140 102H142V100L140 101ZM143 102H144V98H143ZM148 102V101H147ZM128 103V102H127ZM132 103V102H131ZM139 103V102H138ZM137 103V104H138ZM145 103V102H144ZM92 104V103H91ZM147 104V103H146ZM122 105H124V106H122ZM134 105V104H133ZM145 105V104H144ZM151 106H153V105H155V104H150ZM148 106V104H147V106L146 107H151V106ZM10 106V105H9ZM130 106H132V105H129V107H127V108H130V110H128V111H131V107ZM137 105H135V107H136ZM141 106H143L142 104H141ZM145 106H143L144 108H145ZM90 107H92V105L90 106ZM86 108H87V106H86ZM132 108H134L133 106H132ZM137 108V107H136ZM138 108H141L140 106L138 107ZM152 108V107H151ZM151 108L149 109V111L151 110ZM154 108V107H153ZM152 108V109H153ZM159 108V107H158ZM88 109V108H87ZM93 109V108H92ZM239 109V108H238ZM96 110V111H95ZM135 110H132L131 112L133 113V111H135ZM144 110V109H143ZM142 110V111H143ZM147 110V109H146ZM163 110V111H164ZM89 111V110H88ZM140 112V113H143V112ZM160 111V110H159ZM243 111V110H242ZM17 112H18V109H17V106H14V107H8V105H7V107L6 106H4L2 103H0V119H4V120H9L10 118H12L13 117V115L14 116H16L15 114H17ZM146 112V111H145ZM148 112V111H147ZM156 112V111H155ZM154 112V113H155ZM170 112H169V114L168 115H170ZM236 112V111H235ZM19 113V112H18ZM136 113V112H135ZM149 113V112H148ZM147 113V114H148ZM151 113H153V111L151 112ZM162 113V112H161ZM171 113V115H173ZM244 113V112H243ZM20 114V113H19ZM164 114V113H163ZM166 114V113H165ZM230 114H233V115H235L234 113H230ZM87 115V114H86ZM132 115V114H131ZM130 115V116H131ZM144 115H146V114H144ZM149 115V114H148ZM158 115V114H157ZM167 115V116H168ZM233 115H231V116H233ZM17 116H19V115H17ZM147 116V115H146ZM160 116H162V114L160 115ZM164 116V115H163ZM23 117V116H22ZM83 117V116H82ZM87 117V116H86ZM132 117V116H131ZM131 117H130V119H131ZM143 117H145V116H143ZM142 117V118H143ZM148 117H150V115L148 116ZM148 117H147V119H148ZM158 117V116H157ZM173 117V116H172ZM230 117V116H229ZM234 117V116H233ZM238 117V116H237ZM20 118V117H19ZM16 119V118H14L16 121H18V120H20V119ZM164 118V117H163ZM162 118V119H163ZM165 118H167V117H165ZM248 118V117H247ZM251 118H253V116L251 117ZM80 119V118H79ZM133 119V118H132ZM146 119V120H147ZM240 119H243V118H240ZM239 119V120H240ZM3 120V121H4ZM13 120V119H12ZM45 120V119H44ZM160 120V119H159ZM159 120L157 119V123L159 122ZM244 120L245 119H243L242 120V123L244 122ZM248 120V119H247ZM254 120V119H253ZM10 121V120H9ZM8 121V123H10V122H12V121H10L9 122ZM14 121V120H13ZM16 121H14V122H16ZM163 121H164V119H163ZM1 122V121H0ZM82 122V121H81ZM148 122V121H147ZM210 122V123H211ZM246 122V121H245ZM260 122V121H259ZM82 123V124H83ZM124 123V125H122V128H123V130H118V129H116V126H117V128H118V125H119V127H120V124H123ZM160 123V122H159ZM164 123V122H163ZM170 123V122H169ZM206 123V122H205ZM208 123V122H207ZM5 124H7V123H5ZM4 124V122H3V124L1 123L0 124V128H1V131H2V127H5V129H7L6 127H8V126H6ZM13 124V123H12ZM81 125V123H78V125ZM212 124V123H211ZM235 124V123H234ZM247 124H248V122H247ZM250 124H251V122H250ZM249 124V125H250ZM252 124H255L254 122L252 123ZM2 125H5V126H2ZM8 125V124H7ZM97 125V126H96ZM127 125H129V121H128V123H127ZM195 125V124H194ZM198 125V124H197ZM213 125V124H212ZM243 125V124H242ZM244 125H246V124H244ZM256 125V124H255ZM255 125H253V126H255ZM2 126V127H1ZM22 124H21V122L20 121H18V122H16L15 123V125L13 126V129L15 130L16 128H18V127H20V128H22ZM105 126H108V127H106V128H108V129H106V132L104 133L103 132V128L105 127ZM155 126H156V124H155ZM163 126V125H162ZM162 126H160V128L162 127ZM248 126V125H247ZM257 126V125H256ZM11 127H12V125H11ZM24 127V126H23ZM36 127V126H35ZM80 127V126H79ZM82 127V126H81ZM159 127V126H158ZM166 127V126H165ZM168 127V126H167ZM166 127V128H167ZM192 127V126H191ZM10 128V127H9ZM25 128V127H24ZM41 128V127H40ZM142 128V127H141ZM164 128V127H163ZM253 128V127H252ZM251 128V129H252ZM4 129V130H5ZM78 129V128H77ZM80 129V128H79ZM91 129H93V130H91ZM155 129H157L156 127H155ZM165 129V128H164ZM248 129V128H247ZM254 129V128H253ZM259 129V128H258ZM9 130H11V128L9 129ZM117 130L118 131H121L122 132V134H121V138H122V135H125L122 139H120L121 141L119 142L118 140H116L115 138H116V132H117ZM142 130V129H141ZM149 130V129H148ZM215 130V129H214ZM213 130V131H214ZM255 130V129H254ZM101 131L103 132V133H101ZM105 131V130H104ZM150 131V130H149ZM159 131H161V129L159 130ZM165 131V130H164ZM163 131V132H164ZM218 131V130H217ZM5 132H7V131H5ZM4 132V133H5ZM9 132V131H8ZM92 132V133H91ZM129 132V133H128ZM138 132H140V131H138ZM148 132V131H147ZM152 132H153V130H152ZM166 132V131H165ZM205 132V131H204ZM252 132V131H251ZM3 133V134H4ZM65 133H67V132H65ZM74 133V132H73ZM190 133V132H189ZM197 133V132H196ZM214 133V132H213ZM77 134V133H76ZM78 134H81V133H78ZM83 134H86V133H83ZM82 134V135H83ZM143 134V132L141 133V135ZM148 134V133H147ZM208 134V133H207ZM218 134V133H217ZM216 134V135H217ZM8 135V134H7ZM64 135V134H63ZM62 135V136H63ZM116 135V136H115ZM127 135V136H126ZM139 135V134H138ZM151 135V134H150ZM212 135V134H211ZM210 135V136H211ZM219 135V134H218ZM20 136V135H19ZM64 136H66V135H64ZM62 137L63 139H67V138H65V137ZM69 136V135H68ZM90 136H92V138L91 139H89V137ZM113 136H115V137H113ZM135 137H136V134L134 135ZM133 136V137H134ZM209 136V137H210ZM214 136V135H213ZM22 137V136H21ZM57 137V136H56ZM70 137H72V136H70ZM75 137H77V135L75 136ZM118 137H119V134H118ZM130 137H131V135H130ZM129 137V139H131L132 140V138H130ZM155 137V138H156ZM197 137V136H196ZM214 137H216V136H214ZM213 137V138H214ZM220 137V136H219ZM1 138V137H0ZM3 138V137H2ZM4 138H5V136H4ZM62 138H60V142H61V139ZM137 138V140L138 141H144L145 140V137L142 135V136H137L136 137ZM6 139V138H5ZM75 139V138H74ZM80 139V138H79ZM197 139V138H196ZM4 139H2L1 141H3ZM58 140V139H57ZM55 141V142H58V141ZM136 140V139H135ZM134 140V141H135ZM48 141H50V140H48ZM71 141V140H70ZM69 141V142H70ZM213 141V140H212ZM34 142V141H33ZM45 142V141H44ZM64 142V141H63ZM131 142V141H130ZM137 141H135V143H136ZM190 142V141H189ZM203 142V141H202ZM35 143V142H34ZM52 143V142H51ZM65 143H67V142H65ZM119 143V144H118ZM129 143V142H128ZM127 143V144H128ZM135 143H133V144H135ZM139 143H141V142H139ZM138 143V144H139ZM144 143V142H143ZM149 143V145H150V142H148ZM199 143V142H198ZM203 143H205V142H203ZM37 144V143H36ZM46 144V143H45ZM47 144H48V142H47ZM46 144V145H47ZM54 144V143H53ZM52 144V145H53ZM57 143H55V145H56ZM70 144V143H69ZM76 144H78V143H76ZM126 144V145H127ZM129 144H131V143H129ZM132 144V145H133ZM1 145V144H0ZM4 145V144H3ZM49 145V144H48ZM52 145H50V146H52ZM59 145V147H60V145L61 144H58ZM67 145V144H66ZM72 145V146H73ZM132 145H130V146H132ZM136 145V144H135ZM139 145H141V144H139ZM149 145H147V146H149ZM203 145H205V144H203ZM50 146H49V148H50ZM54 146V145H53ZM68 146V145H67ZM1 147V146H0ZM47 147V146H46ZM56 147V146H55ZM58 147V146H57ZM56 147V148H57ZM81 147H83L82 149H81ZM112 147V148H111ZM128 147V148H127ZM132 147H134V146H132ZM138 147V146H137ZM140 147V146H139ZM203 147V146H202ZM52 148V147H51ZM51 148H50V150H51ZM134 148H136V147H134ZM143 148V147H142ZM142 148H140V149H136V150H134V151H132L131 152V150H132V148H131V150H130V152H131V154H130V156H131V158L133 159V161L135 160V162L137 163V165L139 164L141 167H145V168H148V167H146V165L148 164V163H146V162H144V157H146V156H144L143 154H145L144 153V150L142 149ZM1 150H0V168L2 169L3 167H9V165H10V162H9V157H7V150H8V147H6L5 145L2 147V148H0ZM35 149V148H34ZM46 149H48V148H46ZM54 149V148H53ZM182 149V148H181ZM180 149V152L182 151ZM190 149V148H189ZM195 149V148H194ZM31 150V149H30ZM49 150V149H48ZM57 150V149H56ZM60 150H61V147H60ZM71 150V151H72ZM125 150V151H126ZM37 151H38V149H37ZM68 151H70V150H68ZM146 151H148V148H147V150ZM195 151V150H194ZM42 152V151H41ZM45 152V151H44ZM43 152V153H44ZM53 152V151H52ZM59 151H57V154H59L58 153ZM66 152H67V150H66ZM65 151H64V153L63 154H59L60 156L57 158V156H55V160H56V162L52 165V169H51V171H50V173L51 174H53V175H56V177H58V180L60 179V181H57V182H59V185L60 186H62V187H64L65 185L67 186V185H70L71 184V182L74 180V178H76L77 176L75 175V173L74 174H71V172H69L70 171V169H73L72 167L70 168V166L68 165V163H67V155H69V153L66 155L65 153H66ZM128 152H129V150H128ZM179 152V153H180ZM183 152V151H182ZM193 152V151H192ZM48 153H51V152H48ZM47 153V154H48ZM56 153V152H55ZM54 153V154H55ZM191 153V152H190ZM52 154V153H51ZM128 154V153H127ZM182 154V153H181ZM53 155V154H52ZM51 155V156H52ZM72 155V154H71ZM126 155V154H125ZM202 155V157H206V156H208V155H205V153H203V154H201ZM86 156H87V154H86ZM89 156V159L91 158ZM122 156H124L123 154H122ZM160 156V155H159ZM165 156V155H164ZM163 156V157H164ZM174 156V155H173ZM172 156V157H173ZM183 156V155H182ZM200 156V155H199ZM53 157V156H52ZM84 157V156H83ZM110 157H112V155L110 156ZM127 157V156H126ZM125 157V158H126ZM129 157V156H128ZM162 157V158H163ZM201 156L199 157L200 158V160L201 161H197V163L195 164H192L191 166H187L186 165V169L185 170H183L182 171V173H180V178H179V181H176V183H175V186H173L172 188L171 187H168V186H166L165 184H164V181H163V176L161 177L160 176V171H161V169L163 170V168L165 167V166H167L166 164H168L169 162H170V160H172V159H166V163L165 162H163L164 163V167L162 166V168L161 169H159L158 171H157V173L155 174V176H154V178H155V181H153V184H149L150 186H149V188H148V190H144V191H141V202L140 203H138V202H136L135 200H133V201H131V198H130V201L128 200V203L126 204L122 199H125L124 198V196H123V194L124 193H122L121 192V189L124 187H122L117 193H116V196H114V200L115 199H117V198H121L120 200L121 201H123L124 203L123 204H126L125 205V207H122L123 209V213L126 215V216H128L130 219H136L135 217L137 216V213H140V212H138L140 209H139V204L141 205V203L143 204V199L144 200H150V201H152V206H150V204H149V206L151 207L150 209L153 211V213L152 214H157V215H159L160 213H162L163 212V209H164V211L166 210V207L169 205V203L171 202V199L173 198V196L175 195V194H177V193H180V202H189L190 200L191 201H193V200H195V199H197L200 195H203L202 194V191L204 192V190L205 189H207V190H209L211 193H213L216 189H220L221 188V186L223 185V183L221 182L222 181V179L218 176V174L217 175H213V174H211V173H209V174H207L206 173V175L203 173V168H202V163L205 165V163H206V161H204V159L202 158ZM49 158V157H48ZM114 160H115V158L114 157H112ZM123 158V157H122ZM161 158V157H160ZM167 158V157H166ZM176 158V157H175ZM193 158V157H192ZM207 158V157H206ZM8 159V160H7ZM50 159V158H49ZM52 159H54V158H52ZM86 159V158H85ZM191 159V158H190ZM209 159V158H208ZM81 160V159H80ZM92 160V161H93ZM109 160H110V158H109ZM113 160V162H117L116 160L114 161ZM120 160V159H119ZM146 160H147V158H146ZM158 160V159H157ZM160 160V159H159ZM197 159H195V161H196ZM207 160V159H206ZM51 161V160H50ZM54 161V160H53ZM122 161H125V160H122ZM129 161V160H128ZM127 161V162H128ZM149 161V160H148ZM153 160H151V162H152ZM52 162V161H51ZM70 162H71V160H70ZM94 162V165L96 164ZM208 162V161H207ZM53 163V162H52ZM51 163V164H52ZM73 163V162H72ZM75 163V162H74ZM112 163V162H111ZM119 163V162H118ZM135 163V164H136ZM162 163V164H163ZM178 163H180V162H178V161H176L175 159H174V162L173 163H170L171 165L173 164V166L172 167H170V169H173V168H176V166L177 165H179ZM227 163V162H226ZM225 163V164H226ZM91 163H89V165H90ZM153 164V163H152ZM227 164H229V163H227ZM12 165H14V164H12ZM92 166H93V163L91 164ZM96 165V166H97ZM115 165H117V164H115ZM118 165H120V164H118ZM123 165V164H122ZM207 165V164H206ZM205 165V166H206ZM95 166V167H96ZM99 166V165H98ZM102 166H101V168H102ZM112 166H113V164H112ZM111 166V167H112ZM180 166V165H179ZM204 166V167H205ZM76 167V166H75ZM94 167V168H95ZM109 167V166H108ZM107 167V168H108ZM121 167V166H120ZM134 167H136V166H134ZM133 167V168H134ZM4 168V169H5ZM10 168V167H9ZM45 168V167H44ZM99 169H100V166L98 167ZM97 168V169H98ZM112 168H114V167H112ZM116 168V167H115ZM114 168V169H115ZM118 168H119V166H118ZM132 168V169H133ZM160 168V167H159ZM179 167H177L176 169H178ZM3 169V170H4ZM96 169V168H95ZM94 169V170H95ZM97 170V171H100V170ZM109 169H110V167H109ZM120 169H122V168H120ZM180 169H181V167H180ZM180 169H178L177 171H179ZM183 169V168H182ZM8 170V169H7ZM113 170V169H112ZM117 170V169H116ZM126 170V169H125ZM138 170H139V168H138ZM228 170V169H227ZM45 171H46V169H45ZM73 171H74V169H73ZM97 171H95L96 173H97ZM114 171V170H113ZM123 171H124V169L122 170V174H124L123 173ZM128 171H129V169H128ZM149 171V170H148ZM176 170H175V172H177ZM181 171V170H180ZM210 171V170H209ZM230 171H231V169H230ZM48 172V171H47ZM125 172V171H124ZM130 172H132L133 173V175L132 176H134L131 180H132V182L133 183H135V181H136V179H139V178H137V170L136 169H133L132 171H130ZM172 172H174V171H172ZM206 172V171H205ZM218 172V171H217ZM224 173H225V171H223ZM228 172V171H227ZM226 172V173H227ZM73 173V172H72ZM115 173H118V172H115ZM129 173V172H128ZM139 173V172H138ZM141 173V172H140ZM223 173V174H224ZM231 173V172H230ZM5 174V173H4ZM78 174V173H77ZM99 174V173H98ZM101 174V173H100ZM110 174H114L113 172L112 173H110ZM136 174V175H135ZM165 174V173H164ZM222 174V173H221ZM220 174V175H221ZM97 175V174H96ZM95 175V177H97ZM115 175V174H114ZM117 175V174H116ZM163 175V174H162ZM229 175V174H228ZM227 175V176H228ZM1 176V175H0ZM76 176V177H75ZM79 176V175H78ZM112 176V175H111ZM123 176V175H122ZM131 176V177H132ZM178 176V175H177ZM177 176H176V178H177ZM3 177H4V175H3ZM53 177V176H52ZM55 177V176H54ZM55 177V178H56ZM103 177H105V176H103ZM117 177V176H116ZM139 177V176H138ZM226 177V176H225ZM231 177V176H230ZM5 178V177H4ZM79 178V177H78ZM112 178V177H111ZM120 178V177H119ZM177 178V179H178ZM228 178V177H227ZM27 179V178H26ZM108 178H100V179H98V178H95V179H90L91 180V184L89 185L90 187H91V190L93 191H96V193H98V192H100V193H102L100 190H102V189H104L106 192H108V193H110V192H112L113 191V186L114 185H112L111 184V182H109L108 184L106 183V180H107ZM114 179V178H113ZM116 179V178H115ZM140 179H141V177H140ZM2 180V179H1ZM55 180V179H54ZM56 180H57V178H56ZM76 180V179H75ZM79 180V179H78ZM88 180V179H87ZM109 180H111V179H109ZM118 180H121V179H118L117 178V182H118ZM126 180V179H125ZM124 180V181H125ZM42 181V180H41ZM123 181V182H124ZM17 182H19V180L17 181ZM29 182V181H28ZM116 182V180L114 181V183ZM126 182V181H125ZM137 182V181H136ZM139 182V181H138ZM137 182V183H138ZM230 182H232V181H230ZM5 183V182H4ZM25 183V182H24ZM23 183V184H24ZM86 183V182H85ZM120 183V182H119ZM133 183L132 184H130V182H129V184L128 185H126L127 187L129 186V187H132L133 186ZM140 183H141V181H140ZM22 184V183H21ZM26 185H28V183L26 182V184L24 185V186H21V188H20V186H19V188H18V193L16 192H14L15 194L13 195V197H12V199H10V201L8 200V201H6V202H8V205L4 202L3 204H1L0 203V213L2 212V214H0V217H1V215L4 217V219L5 218H7V216L8 215H10V214H14V216L13 217H15L17 214L18 215H23V214H25V217L27 218V216H28V218L31 220V223L33 222V223H35V221L38 219V218H36V216L38 217V212H35L37 215L35 216V214L32 212L33 210H34V207H36L37 205H38V199L36 198V197H33L31 194H30V192L28 193V192H26V191H23V189L25 190L26 188ZM33 185V184H32ZM58 185V184H57ZM107 185V186H106ZM136 185V183L134 184V186ZM139 185V184H138ZM142 185V184H141ZM147 185V184H146ZM4 186H6V184L4 185ZM60 186H57V188L59 187V189H57L56 188V186H55V189H57V190H59L60 191ZM134 186H133V188H134ZM140 186V185H139ZM143 186V185H142ZM3 187V186H2ZM1 187V188H2ZM32 187V186H31ZM105 187H107L106 189H105ZM129 187H128V190H129ZM148 187V186H147ZM0 188V189H1ZM120 187L118 186V189H119ZM136 188V187H135ZM63 189V188H62ZM127 189V188H126ZM137 189V188H136ZM136 189H134V190H136ZM57 190H55V191H57ZM89 190V189H88ZM222 190V189H221ZM30 191H31V189H30ZM114 191H116V190H114ZM123 191V190H122ZM125 192V191H124ZM133 192V191H132ZM93 193H95V192H93ZM104 193V192H103ZM113 193V192H112ZM112 193H110L109 195H111ZM11 194V193H10ZM117 194H122V196H118ZM126 194V193H125ZM132 194V193H131ZM131 194H129V195H131ZM94 195V194H93ZM127 195H128V193H127ZM96 196V195H95ZM98 196H100V195H98ZM107 196V195H106ZM113 195H111V197H112ZM126 196V195H125ZM136 196V195H135ZM134 196V197H135ZM102 197H103V194H102ZM110 197V196H109ZM129 197V196H128ZM133 197V198H134ZM94 198V197H93ZM137 198V197H136ZM138 198H139V196H138ZM139 198V199H140ZM102 199H104V198H102ZM101 199V200H102ZM109 199V198H108ZM175 199H177L178 200V198H175ZM105 200V199H104ZM107 200V199H106ZM111 200V199H110ZM139 201V200H138ZM143 201V202H142ZM149 201V202H150ZM191 201H190V203H191ZM40 202V201H39ZM88 202V201H87ZM95 202V201H94ZM107 202H109V201H107ZM113 202V201H112ZM174 199H173V204H174ZM178 202V201H177ZM182 202V203H183ZM75 203V202H74ZM113 203H115V202H113ZM145 203V202H144ZM6 204V205H5ZM96 204V203H95ZM106 204V203H105ZM177 204V203H176ZM175 204V205H176ZM185 204V203H184ZM183 204V205H184ZM17 206L18 208H16V207H14V206ZM79 205V204H78ZM87 205V204H86ZM180 204L178 203V206H179ZM171 206V205H170ZM174 206V205H173ZM181 206V205H180ZM72 207V206H71ZM142 207V206H141ZM184 207V206H183ZM75 208V207H74ZM121 208V207H120ZM146 208V207H145ZM179 208V207H178ZM182 208V207H181ZM71 209V208H70ZM169 209H172V208H169ZM174 209V208H173ZM177 209V208H176ZM186 209V208H185ZM42 210V209H41ZM69 210V209H68ZM67 210V211H68ZM138 210V211H137ZM72 211V210H71ZM95 211V210H94ZM146 211H148V210H146ZM151 211V212H152ZM171 211V210H170ZM90 212V211H89ZM89 212H88V210L86 209V208H84V209H82V210H80V208L79 207H77V208H75V210L73 209V211L72 212H69L70 213V215H69V217L68 218H66V223L64 224V227H62L63 229L62 230H58L52 237H51V241L53 242L52 244H55L56 242H60V243H62V240H63V236L64 235H66V234H68L67 235V239L66 238H64V244L63 245H65V246H68L69 247V249L71 250V256H70V254H69V256L68 257H65V258H63L62 256H63V254L62 255H60L59 254V256L57 257V258H59L60 257V261L59 262H61V264H80L81 263V259L83 258V256L85 257L86 255H88V253H90V252H92L91 250H92V243H93V241H96V239L94 240V233H95V228H96V224L94 223V224H92V226H87V227H84V221L86 220V217L89 215ZM106 212V211H105ZM104 212V213H105ZM167 212V211H166ZM169 212V211H168ZM171 212H174V211H171ZM92 213V212H91ZM103 213V214H104ZM120 213H121V211H120ZM145 213V212H144ZM16 214V215H15ZM93 214V213H92ZM91 214V215H92ZM163 214V213H162ZM166 214V213H165ZM171 214V213H170ZM176 214V213H175ZM105 215V214H104ZM123 215V214H122ZM142 215V214H141ZM150 215H151V213H150ZM167 215V214H166ZM177 215V214H176ZM11 216V215H10ZM9 216V217H10ZM90 216V215H89ZM99 216V215H98ZM180 216H182V214H180ZM3 217H2V219H3ZM9 217H8V219H9ZM20 217V216H19ZM18 216L16 217V218H19ZM22 217V216H21ZM24 217V218H25ZM92 217V216H91ZM139 217V216H138ZM145 217V216H144ZM147 217V216H146ZM156 217H158V216H156ZM173 217V216H172ZM179 217V216H178ZM27 218V219H28ZM41 218V217H40ZM39 218V219H40ZM96 218V217H95ZM100 218V217H99ZM103 218V220H104V217H102ZM122 218V217H121ZM124 218H127V217H124ZM140 218V217H139ZM143 218V217H142ZM159 218V217H158ZM167 218V217H166ZM258 218V217H257ZM1 219V220H2ZM3 219V220H4ZM8 219H5V220H8ZM14 219V218H13ZM21 219H23V218H21ZM27 219L25 220V221H27ZM64 219V218H63ZM98 219V218H97ZM105 219H107V218H105ZM111 219V218H110ZM128 219V218H127ZM141 219V218H140ZM2 220V221H3ZM24 220V219H23ZM42 220H44V219H42ZM52 220V219H51ZM100 220H101V218H100ZM137 220V219H136ZM155 220V219H154ZM14 221V220H13ZM21 221V220H20ZM29 221V220H28ZM95 220L93 219V222H94ZM98 221V220H97ZM131 221V220H130ZM141 221H142V219H141ZM159 221V220H158ZM163 221V220H162ZM254 221V220H253ZM9 222V221H8ZM18 222H19V220H18ZM17 222V223H18ZM24 222V221H23ZM22 222V223H23ZM39 222V223H38ZM43 222V221H42ZM132 222V221H131ZM164 222V221H163ZM181 222V221H180ZM257 222V221H256ZM4 223V222H3ZM16 223V224H17ZM21 223V222H20ZM21 223V225H23L24 227H25V225L24 224H22ZM30 223V222H29ZM30 223V224H31ZM37 224L35 225V224H33L34 226L33 227H36V229H37V226L39 225V224H41V221H37L36 222ZM44 223H45V221H44ZM44 223H42V224H44ZM50 223V222H49ZM49 223H48V225H49ZM130 223V222H129ZM168 223V222H167ZM177 224H180L179 222H176ZM175 223V224H176ZM251 224L253 223V222H250ZM249 223V224H250ZM16 224H14V225H16ZM27 224V223H26ZM29 224V225H30ZM104 224V223H103ZM126 224V223H125ZM169 224V223H168ZM177 224L175 225V226H177ZM257 223H255V224H252V225H254V226H257L256 225ZM13 225V226H14ZM19 226H20V228H19V230H22V228H23V226L21 227V225L20 224H18ZM61 225V224H60ZM101 225V224H100ZM123 225V224H122ZM129 225V224H128ZM132 225V224H131ZM140 225V224H139ZM166 225V223L164 224V226H162L163 228L164 227H166L165 226ZM260 225V227H262V228H264V220H262V219H260V222L258 223V226ZM31 227H32V225H30ZM30 226H28V227H30ZM47 226V225H46ZM46 226H45V228H46ZM56 226V225H55ZM133 226V225H132ZM138 226V225H137ZM169 226V225H168ZM59 227V226H58ZM61 227V226H60ZM98 227V226H97ZM99 227H101V226H99ZM124 227V226H123ZM161 227V231H162V228ZM15 228V227H14ZM16 228H17V230H18V227H17V225H16ZM39 228H41V227H39ZM39 228H38V230H39ZM133 228V227H132ZM170 228V227H169ZM28 228H26V229H23V231H25V230H27ZM32 229V228H31ZM145 229V228H144ZM167 229V228H166ZM165 229V230H166ZM174 229H175V227H174ZM18 230V231H19ZM29 230H30V228H29ZM34 230H35V228H34ZM43 230H44V228H43ZM56 230H57V228H56ZM136 230V229H135ZM134 230V231H135ZM160 230V229H159ZM164 230V229H163ZM169 230V229H168ZM13 231V230H12ZM16 231L17 232V238H18V241L20 240L21 242L23 241V239H24V234H25V232H21V231ZM28 231V230H27ZM48 231V230H47ZM49 231H51V230H49ZM138 231V230H137ZM149 231V230H148ZM251 231V230H250ZM21 232V234H19L18 235V233H20ZM31 232V231H30ZM144 232V231H143ZM152 232V231H151ZM165 232H167V230L165 231ZM164 232V233H165ZM1 233V232H0ZM15 233V232H14ZM28 233V232H27ZM26 233V234H27ZM44 233V232H43ZM49 232H47V234H48ZM155 233V232H154ZM154 233H152V234H150V232H149V234H148V236H149V238H150V240H153V243H155L153 246H151L150 247V250L148 249H146V251H148V252H144L145 253V257H144V255H142L141 253V255L143 256V258H146L145 260H146V264H154L153 263V261H151L152 260V258L153 257H156V255H159V253H160V251H161V249H160V247L161 248H163V247H165L167 244H169L172 240H173V238L175 237L174 235L175 234H166L165 236L166 237H164L163 236V238H158V239H156V236H154ZM26 234H25V236H26ZM30 234V233H29ZM34 234V233H33ZM156 234V233H155ZM36 235H37V233H36ZM40 235H42V234H40ZM144 235V234H143ZM158 235V234H157ZM162 235V234H161ZM1 236V235H0ZM3 236V235H2ZM14 236H15V234H14ZM48 236V235H47ZM179 236V235H178ZM41 236H39V238H37V243L38 242H41V238H40ZM43 237V236H42ZM45 237V236H44ZM43 237V238H44ZM162 237V236H161ZM1 238V237H0ZM3 238H4V236H3ZM42 238V240H44L45 242H49V239L47 240V239H43ZM46 238V237H45ZM48 238V237H47ZM97 238V237H96ZM147 238V237H146ZM26 239H28L27 238V236H26ZM155 239H156V241H155ZM175 239H176V237H175ZM25 240V239H24ZM30 240V239H29ZM35 240L36 239H34V242H35ZM47 240V241H46ZM98 240V239H97ZM147 240L149 241V239L147 238ZM146 240V241H147ZM177 240V239H176ZM31 241V240H30ZM147 241V242H148ZM198 241H199V239H198ZM197 241V242H198ZM14 242V241H13ZM24 242V241H23ZM45 242H43V243H45ZM143 242V241H142ZM172 242H174V241H172ZM12 243V242H11ZM43 243H40L41 245L43 244ZM51 243V242H50ZM137 243V242H136ZM148 243H150V242H148ZM153 243H151V244H153ZM5 244V243H4ZM14 244V243H13ZM57 244V243H56ZM121 244V243H120ZM119 244V245H120ZM140 244H144V243H140ZM140 244H138L135 248L133 247V251L130 253L129 252V254L128 255H126V254H123L124 256L126 255V264H131V262L133 261L134 262V260L136 259V253L138 252V249L140 250L141 249V246H140ZM145 244H147V243H145ZM11 245V244H10ZM20 245H21V243H20ZM19 245V246H20ZM58 245V244H57ZM149 245V244H148ZM174 245V244H173ZM218 245H220V244H218ZM216 246V244H214L213 243V241H212V239H205V240H203V241H200L199 243H197V247H198V249L196 250V252L195 253H197L196 254V256L198 257V258H201V257H207V256H209V255H211L213 252L215 253H217V250L221 247H219V246ZM5 246V245H4ZM11 246H13V245H11ZM45 246V245H44ZM50 246V245H49ZM117 246V245H116ZM144 246V245H143ZM142 246V247H143ZM43 247V246H42ZM46 247V246H45ZM93 247H94V244H93ZM146 247H147V245H146ZM19 248V247H18ZM122 248L123 247H121V250H122ZM145 248V247H144ZM194 248V247H193ZM19 249H21V248H19ZM117 249H118V251L120 250L118 247H117ZM167 249V248H166ZM196 249V248H195ZM222 249V248H221ZM224 249V248H223ZM232 249H234V247L232 248ZM231 249V250H232ZM238 248H236V249H234V250H237ZM114 250H115V248H114ZM164 250V249H163ZM230 250V249H229ZM238 250H240V249H238ZM4 251V250H3ZM17 251H18V249H17ZM116 251V250H115ZM189 251H191V248H190V250ZM228 251V250H227ZM111 252V251H110ZM219 252V251H218ZM60 253V252H59ZM116 253H118V255H119V257L121 256L119 253L120 252H116ZM123 253V252H122ZM139 253V252H138ZM23 254H25V252L23 253ZM28 254V253H27ZM113 254H114V252H113ZM139 254V255H140ZM29 255V254H28ZM89 255H92V254H89ZM115 255V254H114ZM117 255V254H116ZM115 255V256H116ZM213 255V254H212ZM220 255V254H219ZM237 255H238V253H237ZM240 255V254H239ZM259 255V254H258ZM262 255V254H261ZM26 257H28L27 255H25ZM30 256V255H29ZM55 256H56V254H55ZM111 256H112V254H111ZM123 256V257H124ZM141 256V257H142ZM214 256V255H213ZM4 257V256H3ZM22 257H24V256H22ZM92 257V256H91ZM90 257V258H91ZM117 257V256H116ZM122 256H121V258H123ZM263 257V256H262ZM8 258V257H7ZM32 258V257H31ZM54 258V257H53ZM87 258V257H86ZM85 258V259H86ZM89 258V257H88ZM93 258V257H92ZM125 258V257H124ZM209 258V257H208ZM1 259V258H0ZM28 258H26V260H27ZM155 259V258H154ZM153 259V260H154ZM212 259H213V257H212ZM3 260V259H2ZM24 260V259H23ZM32 260V259H31ZM53 260H55V259H53ZM52 260V261H53ZM88 260V259H87ZM114 260V259H113ZM116 260V259H115ZM118 260V259H117ZM156 260V259H155ZM158 260H161V259H158ZM5 261V260H4ZM3 261V262H4ZM82 261H84V260H82ZM86 261V260H85ZM84 261V262H85ZM91 261V260H90ZM121 261H124V263H125V260H123V259H121ZM137 261H138V259H137ZM1 262V264H2V261H0ZM26 262V261H25ZM31 262V261H30ZM29 262V263H30ZM35 262V261H34ZM33 261H32V263H34ZM55 262V261H54ZM58 262V261H57ZM57 262H55V263H57ZM119 262H120V260H119ZM157 262V261H156ZM23 263H24V261H23ZM28 263V264H29ZM83 263V262H82ZM123 263V264H124ZM136 263V262H135ZM4 264V263H3ZM5 264H7V263H5ZM17 264V263H16ZM25 264V263H24ZM35 264V263H34ZM52 264V263H51ZM87 264H90V263H87ZM92 264V263H91ZM94 264V263H93ZM117 264V263H116ZM144 264V263H143Z\"/></svg>",
    "mask_w": 264,
    "mask_h": 264
}]
</instances>
